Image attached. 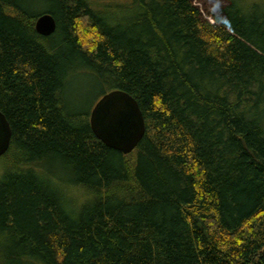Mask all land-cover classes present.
Listing matches in <instances>:
<instances>
[{
  "label": "trees",
  "instance_id": "obj_1",
  "mask_svg": "<svg viewBox=\"0 0 264 264\" xmlns=\"http://www.w3.org/2000/svg\"><path fill=\"white\" fill-rule=\"evenodd\" d=\"M112 91L127 156L89 124ZM0 112V264H264V0H0Z\"/></svg>",
  "mask_w": 264,
  "mask_h": 264
},
{
  "label": "water",
  "instance_id": "obj_2",
  "mask_svg": "<svg viewBox=\"0 0 264 264\" xmlns=\"http://www.w3.org/2000/svg\"><path fill=\"white\" fill-rule=\"evenodd\" d=\"M34 29L39 36L49 37L55 32V20L49 14H42L37 17ZM89 124L98 141L123 156L135 151L146 132L137 102L122 91H112L101 97L90 112ZM11 138V127L0 112V158L8 152Z\"/></svg>",
  "mask_w": 264,
  "mask_h": 264
},
{
  "label": "rangeland",
  "instance_id": "obj_3",
  "mask_svg": "<svg viewBox=\"0 0 264 264\" xmlns=\"http://www.w3.org/2000/svg\"><path fill=\"white\" fill-rule=\"evenodd\" d=\"M94 1H98L103 4V2L104 3H108V2L123 3V2H126L127 0H94ZM0 172H1V169H0Z\"/></svg>",
  "mask_w": 264,
  "mask_h": 264
}]
</instances>
